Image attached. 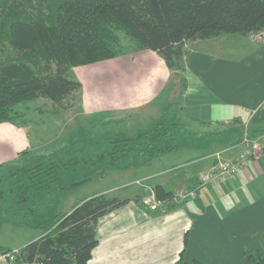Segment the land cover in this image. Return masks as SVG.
<instances>
[{
	"label": "trees",
	"instance_id": "obj_1",
	"mask_svg": "<svg viewBox=\"0 0 264 264\" xmlns=\"http://www.w3.org/2000/svg\"><path fill=\"white\" fill-rule=\"evenodd\" d=\"M118 31L133 52L154 51L170 69L184 71L190 42L225 34L264 41V0H44L34 13L13 6L0 16L8 51L0 58V122L17 119L20 103L47 98L61 106L73 98L81 84L72 78V68L122 54ZM185 84L180 79L182 90ZM166 113L133 134L90 136L79 129L46 156L21 166L0 164V219L42 231L16 249L14 264H88L99 219L130 199L100 193L58 213L60 196L109 170L140 168L179 150L189 131ZM151 191L155 201L173 206L172 191L161 184ZM187 237L186 232L184 246ZM183 251L171 264H202L185 260ZM242 258L245 264H264L258 249L244 248Z\"/></svg>",
	"mask_w": 264,
	"mask_h": 264
},
{
	"label": "crops",
	"instance_id": "obj_2",
	"mask_svg": "<svg viewBox=\"0 0 264 264\" xmlns=\"http://www.w3.org/2000/svg\"><path fill=\"white\" fill-rule=\"evenodd\" d=\"M222 36L186 45L183 55L186 84L183 90L179 89L177 98L180 112L185 111L184 116L191 123L207 127L234 124L226 134H206L201 142L183 143L181 148L203 147L204 154L191 160L194 169L187 179L190 184L177 196L174 194L179 200L174 197L171 208L160 211L156 208L158 203H166L156 202L154 208L149 207L150 211L143 206L145 199L138 198L102 216L96 226L98 242L88 264H171L183 248L185 260L195 259L202 264H245L244 248L258 249L264 256V149L249 157L233 175L199 183V177L215 168L219 161L239 158L246 147L236 144L241 129L252 138L264 133V41L259 43V36L255 35L244 37L247 47L238 57L231 58L217 47ZM121 60L124 62L111 61L109 68L114 98L105 102L97 95L86 94V110L93 107L95 111L121 115L139 112L137 109L144 106H160L158 98L170 76L164 60L148 49ZM217 137L225 141L220 148H216ZM26 142L20 138L18 143ZM157 184L165 187L164 183ZM194 186L196 194L189 196ZM182 191L189 192L183 201ZM40 236L41 232L26 244Z\"/></svg>",
	"mask_w": 264,
	"mask_h": 264
},
{
	"label": "rangeland",
	"instance_id": "obj_3",
	"mask_svg": "<svg viewBox=\"0 0 264 264\" xmlns=\"http://www.w3.org/2000/svg\"><path fill=\"white\" fill-rule=\"evenodd\" d=\"M43 3L44 0H0V16L8 12L13 6L34 13ZM117 33L122 36V42L125 45L122 54L72 68L70 72L72 78L81 84V88L75 91L73 98L66 99L61 106L53 105L47 98H38L20 103L16 106V110L20 112V116L17 119L0 122V164L21 166L35 158H40L70 141L79 129H82L90 136L117 133L133 134L155 118H159L165 111H167L168 117L173 113L176 114L186 128L185 130L189 131L190 136L186 137V140L192 143L201 142V138L206 134L217 133L219 136L220 134H226L228 127L234 124L233 122L224 125H209L208 127L200 126L189 122L184 116L186 114L185 111L183 113L180 112L178 91L181 88L177 85L180 79H184V73L178 69L176 71L170 69L166 63L170 76L160 98H158V105H160L158 108L155 105H149L138 108L139 112L132 111L121 115L95 111L93 107H91V111L86 110L85 96L87 95L93 97L97 95L99 100L105 102L114 98L115 95L112 94L115 92L110 88L111 74L109 68L112 66L111 61L123 63L124 61L121 60V57L144 50L139 49L133 52L130 50L129 40L123 36L122 32L118 31ZM1 38L2 36H0V58L3 59L8 51L6 50V41L1 40ZM217 41L219 44L217 47L223 51V54L231 58L238 57V54L247 47L246 40L236 34H225ZM176 64L181 65L179 62H176ZM243 133L244 129H241L237 135L238 141L236 144H241ZM249 137L252 136L249 135ZM20 138L26 139L27 142L19 144ZM217 138L219 143L216 141L218 145L216 148H220L222 146L220 144H224L222 142L225 141L219 137ZM204 141L207 142L205 139ZM208 141L210 142V139ZM250 142L247 147H244L253 149L256 154H259L264 149V133L256 138L255 143ZM202 149L203 147L201 149L180 148L176 151L161 154L153 159L150 164L140 168L131 167L127 170H109L103 176L92 179L75 187L68 193L62 194L56 205V211L58 213H66L79 200L102 192L128 198L134 202L135 196L152 200L154 197L149 187L157 183H164V188L172 191L177 196L182 188H188L190 179H187L192 175L191 172L194 169V164L190 162L204 154ZM148 174L153 176L150 179L142 177L144 175L148 176ZM137 179H141L138 182L139 184L135 182ZM195 187L189 191V196H195ZM189 192L182 191L180 199L182 201L185 200L183 197H186L184 195ZM178 200L179 197H175V201ZM165 203H158L156 208L160 211L169 208L170 203ZM150 204L152 202L149 201L146 205L143 203V206L149 209ZM40 232L42 231L37 228L17 226L9 221L0 219V247L15 250L16 246L22 247L26 245V242Z\"/></svg>",
	"mask_w": 264,
	"mask_h": 264
},
{
	"label": "built area",
	"instance_id": "obj_4",
	"mask_svg": "<svg viewBox=\"0 0 264 264\" xmlns=\"http://www.w3.org/2000/svg\"><path fill=\"white\" fill-rule=\"evenodd\" d=\"M250 141H256V138L249 137V133L244 131L243 138L241 144L248 146ZM263 150V149H262ZM261 150V151H262ZM256 154L253 149L245 148L243 152L239 155V158L235 161H219L215 168L210 171L202 174L199 177V183L203 184L208 181H218L221 177H227L233 175L238 168L244 166L246 164V160ZM152 202L150 207L154 208L156 205V201L154 199H145V203ZM16 258V250H0V264H14Z\"/></svg>",
	"mask_w": 264,
	"mask_h": 264
}]
</instances>
